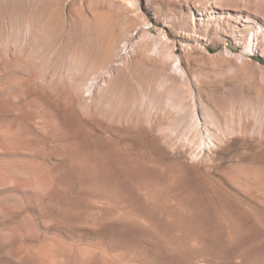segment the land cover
Wrapping results in <instances>:
<instances>
[{
  "label": "rangeland",
  "instance_id": "rangeland-1",
  "mask_svg": "<svg viewBox=\"0 0 264 264\" xmlns=\"http://www.w3.org/2000/svg\"><path fill=\"white\" fill-rule=\"evenodd\" d=\"M0 264H264V0H0Z\"/></svg>",
  "mask_w": 264,
  "mask_h": 264
},
{
  "label": "trees",
  "instance_id": "trees-1",
  "mask_svg": "<svg viewBox=\"0 0 264 264\" xmlns=\"http://www.w3.org/2000/svg\"><path fill=\"white\" fill-rule=\"evenodd\" d=\"M255 60L258 61V62H260V63H262V61L260 59H255Z\"/></svg>",
  "mask_w": 264,
  "mask_h": 264
}]
</instances>
